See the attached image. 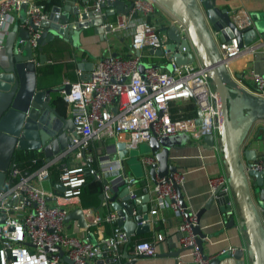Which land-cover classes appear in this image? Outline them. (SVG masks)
<instances>
[{"label":"built area","instance_id":"obj_1","mask_svg":"<svg viewBox=\"0 0 264 264\" xmlns=\"http://www.w3.org/2000/svg\"><path fill=\"white\" fill-rule=\"evenodd\" d=\"M111 1L92 0L90 9L98 11L102 16L103 7ZM22 2L27 3L35 23L47 14L32 0H0V46ZM132 2L125 14L117 15L114 21L108 23L110 29L115 31L131 29L130 53L101 55L88 75L70 82V89L63 93V99L69 105V116L77 126L75 135H71V143L56 154L42 156L38 166L31 171H23L16 165L8 171L0 188V210L4 212L0 221V264H114L119 260L118 247L126 242L127 237L123 229L116 225L117 214L114 210L92 213L89 209L81 208L85 227H78L75 219L68 220L74 221L81 231L109 222L112 225L111 231L99 235L95 240L80 238L70 225L66 226L68 221H65V216L71 209L67 203L81 193L87 175L93 180H107L110 175L117 174L119 182L116 183L128 187L129 197L136 196L130 187L133 176L121 172L116 156L111 161L105 153L97 155L91 152L89 146L93 141L123 133L124 147L134 149L152 135L162 137L183 132L190 138L211 134L213 146L216 147L219 136L216 95L206 68L200 63L175 65L171 62L169 69L146 65L139 70V50L144 47L163 48L165 39L147 19L133 23V14H150L158 2ZM232 14L241 18L237 20L239 26H252L253 22L248 14ZM104 24L106 22L101 23ZM178 25L182 27L180 23ZM35 36L34 32L30 38L32 46H35ZM216 46L226 68L230 58L243 51L254 50L252 44L239 46L234 36L217 41ZM75 72L78 75L81 73L78 68ZM251 76L258 88L256 94L264 96L263 76L254 72H251ZM174 100H191L194 114L173 115L169 104ZM70 152L75 157H80L81 162H64L63 158ZM152 161L154 159L146 154L140 157L144 167ZM92 162L96 167H92L91 172L88 165ZM251 164L253 168H264V155L257 156ZM52 166L58 168L57 178L62 189L47 193L37 184L49 177ZM182 178L181 172L174 171L170 177H156L151 186L146 187L149 194L146 216L150 220L162 211L170 210L179 220L177 230L181 246L188 250L194 264H207L209 257L202 256L196 245L195 235L191 232L194 216L178 200L175 184L180 185ZM109 184L107 182L102 185L105 194ZM209 185L211 191L220 187L228 194L227 203L232 204L233 194L225 173L211 176ZM48 195L53 201L47 200ZM101 204L107 203L102 200ZM258 210L260 216L264 214V200ZM134 213L135 208L132 209V214ZM88 214H92L91 219H87ZM161 237V233L155 234L156 240ZM53 246L59 247L70 262L58 250H46V247ZM154 252L151 240L140 239L132 244L131 253L136 256H149Z\"/></svg>","mask_w":264,"mask_h":264},{"label":"water","instance_id":"obj_2","mask_svg":"<svg viewBox=\"0 0 264 264\" xmlns=\"http://www.w3.org/2000/svg\"><path fill=\"white\" fill-rule=\"evenodd\" d=\"M128 1L112 0L111 4L121 7H117L118 10L109 8L105 12L125 14L133 3V0ZM156 1L173 16L175 23L168 24L164 29L165 46L150 51L162 57L168 69L171 62L175 65L198 62L206 68L216 95L219 124L216 145L221 152L226 181L233 194L232 204H228V194L216 187L193 213L194 221L190 228L195 235L196 245L202 256L207 258L201 250L206 234L199 228L198 217L205 208L215 203L227 217L228 223L234 224L236 215L239 216V224L243 226L248 242L244 249H222L209 257L207 264H264V214L260 216L258 210L264 200V168H253L251 164L257 157V147L251 143L260 145V152L264 155V131L258 136L248 135L257 121H264V96L241 85L238 75H231L216 46V40H228L232 36L236 37L239 46L250 44L257 37L264 39V24L252 21V26H239L237 20L241 18L233 16L225 6H219L217 0ZM46 4V16L35 23L27 3L22 2L1 46L6 59L5 64L0 65V188L8 171L15 165L17 152L38 150L43 157H49L65 149L71 143V135H75L77 126L70 116L59 109L60 92H67L70 84L44 86L47 74L37 71L45 61L42 52L45 41L55 36L76 45L81 28L91 25L98 33L110 30L108 23L101 25L98 11L81 8V0H46ZM34 32L35 46H32L30 38ZM262 128L264 130V126ZM183 137L186 136L182 133L150 136L142 152H146L154 161L145 167L137 156L138 151L126 149L122 140L116 141L114 150L121 172L125 174L127 165L136 176L145 171L143 175L148 174L151 179L154 176L170 177L176 167L169 162V147ZM201 139L205 147H212L211 134H204ZM88 167L92 172V167ZM102 182L105 185L107 180L103 178ZM57 186L62 189L60 183ZM175 189L181 206L186 207L180 186L175 184ZM98 198L100 202L105 200L115 211L116 225L126 234L121 255L125 260L122 264H133L136 255L126 250V244L133 234L149 229L146 216L148 193L131 198L126 185L110 183L107 193L102 189ZM3 217L4 212L0 210V221ZM70 219H75L78 227H85L81 207L75 206L67 212L65 221ZM52 249L58 250L70 262L59 247H46V250ZM180 249L174 250V253Z\"/></svg>","mask_w":264,"mask_h":264},{"label":"crops","instance_id":"obj_3","mask_svg":"<svg viewBox=\"0 0 264 264\" xmlns=\"http://www.w3.org/2000/svg\"><path fill=\"white\" fill-rule=\"evenodd\" d=\"M38 4L44 12H48L46 0H32ZM129 2L128 0H123ZM81 8H90L92 0H81ZM219 6H225L229 13H239L242 16L244 13L248 14L253 22L264 24V0H217ZM120 8V5H113L111 3L103 7V15L100 16L102 22H112L115 20L117 13L107 14L105 10ZM157 3L153 12L144 15L139 12L133 14V23L139 22L142 19H147L157 28L161 37L165 39V27L170 23H175L172 15ZM244 12V13H243ZM17 15V13H16ZM130 28L122 31L104 30L98 33L93 30L91 25L81 28L78 31L77 44H72L69 40L53 37L45 41L42 46V52L45 54V61L37 68V71H44L47 74V81L44 86H53L57 84H65L76 81L79 78L88 75L89 70L101 55L112 53L127 55L130 53L129 49V32ZM217 42V40H216ZM3 43V42H2ZM254 50L251 52H241L239 55L230 58L227 62V68L232 76L238 75V82L257 93L258 88L252 79L251 72L260 74L264 78V39L257 37L252 43ZM151 47H144L139 50V62L141 68L146 65H156L161 68L168 69V65L162 60V57L151 52ZM37 52H34V54ZM5 55L0 46V65L5 64ZM198 64V62H195ZM79 69L81 73L78 75L75 70ZM40 86V85H39ZM63 91L60 92V110L69 116V105L63 99ZM170 110L173 115L180 114L184 116L194 114V106L191 100H174L170 102ZM264 121H257L250 129L249 136H258L263 133ZM185 134L178 132L175 134ZM172 134V135H175ZM169 136V135H168ZM185 138L172 142L168 151V159L171 165L176 167L175 171L182 173V181L180 183V191L183 196V201L187 210L192 214L195 213L207 200L211 194L209 185V178L219 173H225L224 165L222 163V155L217 145H212L207 148L203 145L201 138H190L185 134ZM248 136V137H249ZM125 135L123 133L108 135L100 140L93 141L90 144V150L94 154H107L109 160H113L115 155L114 143L116 141H123ZM146 142H141L135 149L139 151L145 148ZM252 146L257 147V155L261 156V146L255 142ZM34 152V158L41 160L42 154L38 150H26V152ZM142 154H137L141 157ZM33 158V159H34ZM67 164L81 162L80 157H75L73 152L63 158ZM91 167H96L95 163L90 164ZM144 170V169H143ZM143 172V171H142ZM145 172V171H144ZM143 172V173H144ZM136 176L131 169L125 165V174L133 176L134 182L131 184V189L140 196L148 193L146 187H150L154 179L150 178L148 174ZM121 174V172L119 173ZM58 168L52 166L48 178L42 180L37 185L42 187L47 193H54L58 190ZM109 183L119 182L117 174L110 175L107 179ZM102 179H89L85 183L81 193L74 198H71L67 203L68 208L79 206L81 208L89 209L92 213L100 211L112 210L108 204H101L98 194L102 189ZM149 195V194H148ZM48 201H53L48 195ZM101 204L98 206V204ZM147 208L149 201L147 200ZM92 214L87 215V219H91ZM239 216L236 215L235 223L227 222V217L218 210V206L212 203L210 207L205 208L198 217V225L200 230L206 234L201 243V250L203 254L208 257L214 256L221 252L224 248H239L244 249L247 245V235L242 225L239 224ZM178 218L166 209L158 216L149 220V229L145 232L133 234L131 240L126 244V250L131 253L132 244L140 239L151 240L155 252L153 255L136 256L133 264H194L191 256L186 248L182 249L179 242V232L177 230ZM74 221H68L69 225L75 231V234L80 238H87L95 240L101 234H107L111 231L112 225L109 222H102L97 228L88 227L87 230L81 231L73 228ZM161 233L162 237L159 240L155 239V234ZM174 253V250H178ZM118 263L122 264L125 260L121 255L124 251V243L120 244ZM114 264H118V263Z\"/></svg>","mask_w":264,"mask_h":264},{"label":"trees","instance_id":"obj_4","mask_svg":"<svg viewBox=\"0 0 264 264\" xmlns=\"http://www.w3.org/2000/svg\"><path fill=\"white\" fill-rule=\"evenodd\" d=\"M33 153L34 152H32V151L17 152L16 155H15V158H14L15 165L18 166L23 171H31V170H33L40 163L39 159H35L34 158ZM90 178H91L90 175H87V180H86L85 183H88Z\"/></svg>","mask_w":264,"mask_h":264},{"label":"rangeland","instance_id":"obj_5","mask_svg":"<svg viewBox=\"0 0 264 264\" xmlns=\"http://www.w3.org/2000/svg\"><path fill=\"white\" fill-rule=\"evenodd\" d=\"M138 68H139V70H141V68H140V62L138 63ZM130 150H132V151L135 150V151H138L139 152V150L138 149H135V148L134 149H130ZM140 153H146V152H144V151L142 152V150H141ZM72 224H73V228H76V225L74 223H72Z\"/></svg>","mask_w":264,"mask_h":264},{"label":"bare ground","instance_id":"obj_6","mask_svg":"<svg viewBox=\"0 0 264 264\" xmlns=\"http://www.w3.org/2000/svg\"><path fill=\"white\" fill-rule=\"evenodd\" d=\"M165 10V9H164ZM171 15V14H170Z\"/></svg>","mask_w":264,"mask_h":264}]
</instances>
